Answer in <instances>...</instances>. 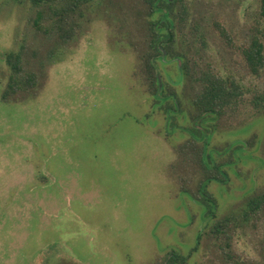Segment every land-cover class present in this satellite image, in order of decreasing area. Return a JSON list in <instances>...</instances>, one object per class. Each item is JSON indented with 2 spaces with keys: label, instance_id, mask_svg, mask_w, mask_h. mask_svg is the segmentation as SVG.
<instances>
[{
  "label": "rangeland",
  "instance_id": "obj_1",
  "mask_svg": "<svg viewBox=\"0 0 264 264\" xmlns=\"http://www.w3.org/2000/svg\"><path fill=\"white\" fill-rule=\"evenodd\" d=\"M185 2L178 49L191 70L243 80L240 106L200 114L180 56L157 62L164 91L152 94L141 0H100L63 48L36 29L31 0H0V264H164L173 251L264 264V210L234 225L264 191V107L252 102L264 81L240 52L260 0ZM17 51L38 85L5 97ZM199 148L220 178L192 159Z\"/></svg>",
  "mask_w": 264,
  "mask_h": 264
},
{
  "label": "trees",
  "instance_id": "obj_2",
  "mask_svg": "<svg viewBox=\"0 0 264 264\" xmlns=\"http://www.w3.org/2000/svg\"><path fill=\"white\" fill-rule=\"evenodd\" d=\"M31 1L38 8L34 20L36 29L47 37L56 39L63 48L74 41L81 32L87 9L100 0ZM141 2L144 7L145 20V45L141 54V64L147 81L153 88L152 94L158 97L164 91L160 75L157 74V62L180 56L184 62L183 74L195 79L200 86V90L192 99L200 114L222 113L226 107L240 106L250 93L243 80L235 76L224 75L218 69L204 73L191 70L188 59H185L183 55L184 51L178 49L176 45L177 25L183 23L187 14L185 0H141ZM259 13L261 27L255 30L248 44L240 47V52L252 74L264 81V0H260ZM222 32L225 33V30L223 29ZM6 61L10 68V75L5 97L7 94L29 91L37 87V73L24 66L23 54L20 51L8 54ZM171 95L175 96V94ZM252 102L257 108L264 107V88L253 95ZM175 106L177 108V105ZM192 159L203 167L204 172L208 174L207 180L220 178L217 171H212L206 166L204 149L202 151L199 148L198 153L195 152ZM202 184L203 182L199 183L198 192L202 190ZM181 185L187 188L183 182ZM263 210L264 191L245 200L242 213L234 216V225L237 227L242 222H248ZM230 222H232L231 217L219 220L213 232L219 235L226 233ZM187 261L188 257L173 251L169 253L164 264H186ZM239 264L242 262L240 261Z\"/></svg>",
  "mask_w": 264,
  "mask_h": 264
}]
</instances>
